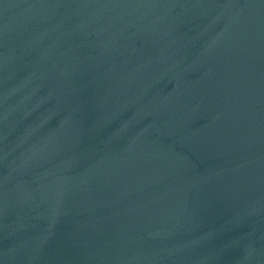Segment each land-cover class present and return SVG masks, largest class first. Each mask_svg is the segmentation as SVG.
<instances>
[{"label": "water", "instance_id": "obj_1", "mask_svg": "<svg viewBox=\"0 0 264 264\" xmlns=\"http://www.w3.org/2000/svg\"><path fill=\"white\" fill-rule=\"evenodd\" d=\"M0 264H264V0H0Z\"/></svg>", "mask_w": 264, "mask_h": 264}]
</instances>
